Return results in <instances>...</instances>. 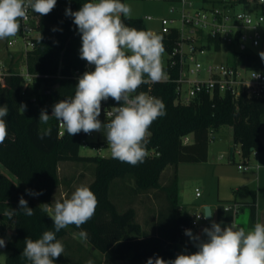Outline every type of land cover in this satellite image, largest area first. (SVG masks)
I'll list each match as a JSON object with an SVG mask.
<instances>
[{
  "label": "trees",
  "instance_id": "trees-1",
  "mask_svg": "<svg viewBox=\"0 0 264 264\" xmlns=\"http://www.w3.org/2000/svg\"><path fill=\"white\" fill-rule=\"evenodd\" d=\"M246 3V0H240ZM89 0H57L54 10L46 15L37 14L36 26L40 32L34 47L26 52V66L34 80L23 92L24 77L9 68L0 79V106L7 105L8 137L0 145V238L9 232L7 264H31L22 251L26 238H41L47 230H53L51 212H45L42 204H50L55 190L60 186L59 167L62 161L94 164V179L89 185L98 198L95 215L81 228L70 225L56 233L57 239L84 230L86 241L99 250L108 260L127 261L131 264H147L149 258L159 256L166 261L180 254V226L190 225L191 216L179 204L178 166L182 163H200L208 158L210 133L221 125L233 127L234 141L242 155L248 158L254 151L264 149L260 128L264 122V97L204 94L189 104L176 102V82H158L153 86L155 97L166 106V115L154 121L149 129L148 156L143 163L131 166L110 157L83 155L80 152L81 133L75 136H58V121L50 116L47 125L39 121L41 110L51 115L53 105L72 98L78 79L71 76L75 69L83 68L80 59L81 37L73 18L65 14L67 8L80 9ZM138 30H145L140 18H125ZM54 29H56L54 31ZM215 49H221L219 40ZM242 50H235L234 63ZM247 56L241 63L252 62ZM263 63L259 62L258 66ZM249 66V65H248ZM177 69L173 75L177 76ZM48 75V76H45ZM27 108L22 113L20 105ZM50 127L51 136L39 139L45 128ZM192 140L185 142V137ZM172 167L168 184L162 185L164 172ZM132 179L136 192L160 190L165 205L158 214L159 224L153 233H147L137 220L133 206L120 211L111 197L115 179ZM114 183V184H113ZM26 189L42 192L30 196ZM23 196L34 215L27 216L19 208ZM15 209L11 219L6 215ZM256 221L255 201L251 205L250 222ZM192 230V229H190ZM59 258L56 259L58 261ZM55 261V262H56Z\"/></svg>",
  "mask_w": 264,
  "mask_h": 264
},
{
  "label": "clouds",
  "instance_id": "clouds-1",
  "mask_svg": "<svg viewBox=\"0 0 264 264\" xmlns=\"http://www.w3.org/2000/svg\"><path fill=\"white\" fill-rule=\"evenodd\" d=\"M57 0H0V40L15 37L21 28V21H27L29 9L39 16L50 14ZM73 18L81 37L80 59L93 66L85 71L75 85L72 98L62 99L53 105L52 113L41 110L39 121L47 125L54 116L69 136L81 132H103L107 147L113 159L131 166L143 163L147 156L150 127L158 118L166 115V106L161 98L145 92H138L142 85L158 83L165 77L163 37L151 30H138L124 23L123 18H131L132 8L121 0H89L79 10H65ZM56 29H54L55 31ZM260 58L264 61V52ZM253 78L259 74L253 72ZM119 106L107 112V122L102 123V102L109 99ZM27 105L21 104L24 113ZM7 105L0 106V145L8 137ZM51 128H45L39 136L43 140L51 136ZM63 134V133H62ZM30 196L42 192L26 189ZM98 198L87 185L75 188L70 197L56 200L49 216L53 230H47L41 238H26L22 256L31 264H55L65 248L57 239L56 233L74 225L81 228L94 215ZM43 210H50L49 204H42ZM27 216L34 215L28 201L19 199V208ZM6 213L9 219L15 213ZM213 209L205 207L197 220L211 219ZM205 239L185 230L197 251L178 254L175 259L166 261L157 256L149 258L147 264H264V223L257 222L247 231L234 224L221 227L214 220L202 230ZM81 239L88 233L81 230ZM6 243L0 238V247ZM87 264H93L91 260Z\"/></svg>",
  "mask_w": 264,
  "mask_h": 264
},
{
  "label": "built area",
  "instance_id": "built-area-1",
  "mask_svg": "<svg viewBox=\"0 0 264 264\" xmlns=\"http://www.w3.org/2000/svg\"><path fill=\"white\" fill-rule=\"evenodd\" d=\"M180 5L171 8V15L160 19L161 27L153 30L163 37L165 53L163 55V65L165 77L160 82H176V102L189 104L204 94L214 96L215 94L230 93L234 96L246 94L254 98L264 97V64L258 69L251 68L246 63H203L200 55L207 53L208 48L215 49V41L219 40L221 47L223 43L237 44L241 46L239 50H245L247 42L253 46L259 45L264 37L261 30L264 24V0H252L259 5V10L236 11L234 3L240 0H221L219 6H203L193 8V3L187 0H177ZM188 6V7H187ZM37 14L28 11L27 21H21V35L24 37L26 53L34 47L35 39L39 37L40 32L36 26ZM124 23L130 27L136 28L129 23L127 19ZM148 20L154 19L152 16ZM146 30V29H145ZM17 40L10 41V44ZM216 50V49H215ZM177 69V76L173 71ZM93 70V66L85 61L83 68L75 69L71 76L78 79L85 71ZM259 74V78H253L254 73ZM3 61H0V79L5 74ZM24 77L23 92L31 86L34 75L29 73L27 66L19 72ZM48 76V75H45ZM155 83L142 85L138 92H145L151 96ZM119 106L111 98L102 102V113L99 119L102 123L107 122L106 113L112 111V107ZM52 113V112H51ZM63 133V134H62ZM58 122V136L65 135ZM81 148L95 150V155L102 154L107 149L106 137L103 132H92L85 134L81 132ZM210 139H213V133H210ZM185 142L189 137L184 138ZM239 168L248 169L249 166L239 165ZM196 195L201 196L200 188H196ZM201 213H198L199 215ZM197 217L191 219L190 225L180 226L181 241L188 240L185 230L193 229L200 225ZM197 247L195 251H197Z\"/></svg>",
  "mask_w": 264,
  "mask_h": 264
},
{
  "label": "rangeland",
  "instance_id": "rangeland-1",
  "mask_svg": "<svg viewBox=\"0 0 264 264\" xmlns=\"http://www.w3.org/2000/svg\"><path fill=\"white\" fill-rule=\"evenodd\" d=\"M193 3V8H201L203 6H219L221 0H187ZM250 0H246L248 3ZM122 3L128 4L132 8L131 18H140L143 20L146 30H158L161 27L160 19L162 17L171 15V8L173 6L180 5L177 0H121ZM243 1H237L234 3L235 10H251L255 8L253 2L251 4H247ZM188 7V6H187ZM152 16L154 19L148 20L147 17ZM21 29V28H20ZM261 30L264 34V24L261 26ZM17 40L16 43L10 44V41ZM247 47L245 50H242L241 54L236 58L237 62L243 61L247 56H251L254 58L252 62H249L248 65L251 68L258 69L259 62L264 64V61L260 58V53L264 52V37L259 45L253 46L250 42L246 43ZM25 42L24 37L21 35L19 31L15 37L8 38L6 40H0V61H3L5 66V71H8L9 68H13L14 71H21L23 67L26 65V53L24 52ZM241 49V46L237 44L231 43H223L220 50H215L213 48H208L207 53L204 55H200V60L207 64L208 62L214 63H233L235 58V50ZM247 64V63H246ZM214 131L213 129L211 130ZM219 138H225L227 132L232 131V126L230 125H222L219 130ZM213 135L216 137L217 133L213 132ZM217 138V137H216ZM222 144L218 142V140L213 139L209 142V147L214 153L217 154V150L219 145ZM234 146L231 145L229 148H226V152H224L222 159L228 161L230 157L231 148ZM81 154L83 155H95L96 151L88 148H81ZM220 155V154H219ZM101 156L110 157L109 149H105L102 151ZM68 171L65 169L66 167H62V173L68 172L67 177L63 182V185L60 189H64L67 191V198L70 197L71 193L75 190L76 187L80 185L89 186L94 179V164L84 163V162H76V161H67ZM198 165H194L191 163H182L179 164L178 167V177H179V188L181 190V203H191L192 199L195 200V188L197 186H202L200 176L197 174L198 170H202L201 167H196ZM0 168L5 172L10 174L9 170L6 169L1 163ZM66 170V171H65ZM172 167L168 168L163 176L161 183L162 185L168 184ZM115 183V184H114ZM113 190L111 189V197L118 205L120 211L127 209L130 206H133L137 213V220L142 224V227L147 233H153L156 231L157 226L159 224L158 214L159 210L163 205H165V196L160 195V190L152 189L147 192H136L134 190V181L132 179H126L122 181L120 178L115 179ZM213 183L211 184V187ZM199 187V188H200ZM202 193L207 195L209 190L206 188H202ZM200 227H195L193 229V234L199 230ZM12 232L9 231L5 237L7 239L12 238ZM82 244L85 247L83 253L79 255V258L83 261L87 262L91 260L93 264H98L101 261L102 253L99 250L94 251V247H92L88 241L85 239H81ZM186 241L179 243V251L180 254H189L186 247ZM192 248L191 253L195 251ZM10 250L7 248L0 247V264H7L6 258ZM77 260L71 261L69 264H77ZM124 264H131L132 262L122 261ZM66 264V263H64Z\"/></svg>",
  "mask_w": 264,
  "mask_h": 264
},
{
  "label": "crops",
  "instance_id": "crops-1",
  "mask_svg": "<svg viewBox=\"0 0 264 264\" xmlns=\"http://www.w3.org/2000/svg\"><path fill=\"white\" fill-rule=\"evenodd\" d=\"M252 2L253 1L250 0L246 3L251 4ZM253 4L255 5V8L251 9V11H258L259 5L254 2ZM221 127L222 125L213 129V132L217 133V138L213 135V139L218 140V142L222 141V144L218 147L217 154L214 153L215 156H213V152L209 147L208 158L206 161L191 163L198 165L196 167H201L202 169L197 172L200 176L202 186H197L196 188L200 187L201 192L202 188H207L209 193L207 195L202 193L201 196H197L195 188V200L192 199L191 203L180 204V207L186 214H189L191 218L195 217L198 213H202L206 206L213 209L214 214L211 219L201 220L200 225L197 226L200 227V229L197 230L194 235H200L201 239L206 238L202 232L203 228L209 227L213 220L216 223H219L221 227L234 224L237 227L245 228L246 231L253 228L257 222L264 223V149L261 151H254L248 158H245L242 155L240 146L234 141L233 127L232 131L227 132L224 139L219 138V130ZM260 137L264 144V122L260 128ZM213 139H211V141ZM190 140H192V136H189V141ZM233 144V156H231L230 152L228 161L223 160L222 157L224 152H226V148H229V146ZM66 163L67 161L60 162L59 174L61 182L60 186L55 190L49 204L50 212L51 209L54 208L56 200L62 201L64 198H67L68 192L64 189H60L68 173V166ZM239 165L249 166V168H239ZM64 166L67 171L65 170L66 172L62 173V167ZM212 183L213 186L211 187ZM180 192L181 190L179 188V201L181 200ZM253 201H255L256 206V221L254 224H251L250 214ZM193 229L191 230L192 232ZM59 240L63 243L65 251L55 264H69L71 261L75 260H77V264H86L85 261L79 258V255L83 253V250L85 249V245L83 246L78 232H72ZM186 243L189 254L191 253L192 248H194L193 250L195 251L196 246L189 237ZM93 250L96 251V249ZM101 255L102 258L98 264H124V262L121 261L108 260L104 254Z\"/></svg>",
  "mask_w": 264,
  "mask_h": 264
},
{
  "label": "water",
  "instance_id": "water-1",
  "mask_svg": "<svg viewBox=\"0 0 264 264\" xmlns=\"http://www.w3.org/2000/svg\"><path fill=\"white\" fill-rule=\"evenodd\" d=\"M159 34V33H158ZM160 35V34H159ZM231 156H233V148H231ZM206 207H209V206H206ZM5 240V243H6V246L5 247H1V248H7V242H8V239L6 237L3 238Z\"/></svg>",
  "mask_w": 264,
  "mask_h": 264
}]
</instances>
